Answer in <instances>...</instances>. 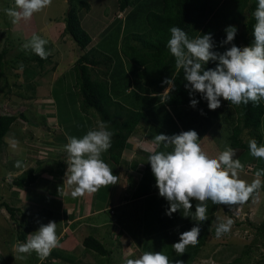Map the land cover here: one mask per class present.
I'll use <instances>...</instances> for the list:
<instances>
[{
	"label": "rangeland",
	"instance_id": "374dc122",
	"mask_svg": "<svg viewBox=\"0 0 264 264\" xmlns=\"http://www.w3.org/2000/svg\"><path fill=\"white\" fill-rule=\"evenodd\" d=\"M85 1L89 3L90 7L86 12H81L79 16L82 26L90 35H93V39L85 49L78 50L73 40L64 32L69 0H52L50 6L41 12L34 13L31 19H21L15 24L12 22V18L4 12L6 8H15V0H0V50H7L6 59L10 61L20 53L24 57L26 54L34 53L31 49L24 50L22 47L31 40L34 34L48 41L44 47L45 51L51 53L50 59L45 61L42 67L38 65L36 60L27 64L30 69L38 71L34 78L26 77L25 72L21 71L20 67L17 68L16 65L13 66L8 61L0 82V113L17 115L23 113L25 116L24 119L17 118L11 124L4 137L6 143L2 145L0 150V202L5 201L17 208L13 217L10 216L6 208H0V264H48L49 261L55 262L50 255L41 261L35 252L20 254L16 252L15 247L12 248V244L17 245L26 242L31 234H34L41 225L47 223L52 213L55 215L56 211L59 210L58 198L44 197L43 191L56 188L58 182H65L68 155L64 146L68 143L67 137L82 138L89 130L98 129V118L92 114H85L80 109V98L75 93L76 89L74 88V63L79 54L86 51L90 46L96 45L100 49V42L110 41L107 45L109 52L106 53L115 62L120 61L127 73L131 72L129 77L133 82V65L120 52L121 39L127 32L142 28L143 23L139 17L143 11L158 7L156 0H135L132 6L120 12L115 7L116 0ZM110 32L111 34H109ZM114 49L117 50L116 54H112ZM98 67L102 70L105 69L104 65ZM133 85L125 89L124 92L117 93L115 99L132 104L136 94L140 91L139 88H144L141 84ZM155 96L158 97L159 94H155ZM203 108L209 109L208 107ZM167 110V106L162 101L160 103L155 101L149 111H145L146 119L141 120L140 124H145L148 131L142 133V137L146 136L150 140L142 142V146L137 152L133 147H136L138 141L136 142L133 135V138L128 139V145L124 149L125 153L130 152L129 154L135 155L138 161H144V159L148 160L152 152L164 150L162 146L158 148L152 145L154 137L158 133L166 135V132H170L173 135L177 134V131L181 132L175 121L173 123L177 131L168 129L169 121L172 119L166 117ZM209 111H211L209 113L213 112L214 114L220 111L229 112L232 117L234 112L236 114L232 104H221L218 109ZM260 130L262 140L259 145H264V115ZM157 131L158 133H156ZM242 138L248 140L250 136L243 133ZM12 140L19 142L15 149L10 146ZM222 141H224V137ZM209 144L216 146L212 138ZM137 146L139 147V143ZM245 151V154L236 158L244 165V170L240 172L239 178L251 184L256 178L255 172L258 169H264V159L251 156L249 149ZM107 157V152L102 153L101 158L117 176V184H119L123 179L120 173L123 174L128 169V165H125V162L121 160L118 164L110 162ZM128 158L129 162L133 157ZM133 160L135 161V159ZM17 161L21 162V167L16 166ZM28 167L36 169L38 174L36 181L26 187H16L12 184V179ZM260 179L262 182L264 181V177ZM117 184L101 187L96 193H92L95 195V201L97 199L102 201L105 197L108 198L111 194L113 195L114 192L107 194V190L113 187L117 188L118 191ZM59 186L61 187L60 183ZM74 187L75 185L69 186L67 184L66 191L71 193ZM153 201L155 200L153 199ZM74 205L72 212L77 214L78 203L75 202ZM222 208L223 205L220 209L218 208L216 216L212 217L210 223L212 226L215 225V232L218 222H226L230 218L233 220L231 230L219 239L216 238V234L209 236L204 248L203 246L200 248L195 258L196 262L194 260L192 264H217L220 261H231L239 256L242 258L243 264H264V245L261 244L262 239L257 234L258 226L264 222V191L260 189L258 194L254 193L249 201L242 205V208L240 206L236 209L237 211H229L231 214L228 211L223 212ZM58 215L60 214L58 213ZM105 215L108 218L110 216L119 218L120 216L118 213L110 215L107 211ZM22 221L27 222L25 226L29 227L30 230L27 231L26 239L18 240L17 222ZM155 222L153 221V223ZM86 227L82 232L84 236L85 234L95 235ZM57 231L58 229H56ZM103 231L104 239L101 241L106 242L107 245L108 233L114 230L111 225H106ZM130 237V243H127L126 240L121 242L122 247L113 244L114 251L110 255H99L92 250H87L88 253H84L85 256L83 257L81 256L82 251L78 249L73 253L75 255L74 261L70 260L64 264H125L126 259L139 258L144 253L132 236ZM82 238L79 236L78 240L81 241ZM116 241L119 242L120 240L117 239ZM57 248L55 250H63L60 247ZM21 255L24 256L23 259L20 258ZM65 255H68V252ZM117 256H121V261L117 259ZM57 262L60 261L57 260Z\"/></svg>",
	"mask_w": 264,
	"mask_h": 264
},
{
	"label": "clouds",
	"instance_id": "9594fccd",
	"mask_svg": "<svg viewBox=\"0 0 264 264\" xmlns=\"http://www.w3.org/2000/svg\"><path fill=\"white\" fill-rule=\"evenodd\" d=\"M51 3L52 0H15V8H6L4 12L15 24L21 19H31L34 13L41 12ZM253 15L256 23L253 26L252 44L243 48L236 46L233 41L238 30L235 26H228L225 29L226 39L221 42V46L231 47L223 53L214 51L216 45L211 33L189 38L181 28H170L167 48L175 58L176 72L183 70L187 82L184 86L189 91L191 107L195 108L199 103L194 98L196 93L207 101L209 110L218 109L221 98L236 106L249 102L259 105L264 101V0H258ZM47 43V40L34 34L22 47L24 50L31 49L41 59H47L51 54L45 51ZM209 62H214L215 68L206 69ZM20 70H23V65ZM162 84L168 85L165 92L175 89L174 77L165 78ZM201 114H204L202 110ZM108 129V123L100 121L97 130H89L82 138L67 137L68 143L64 146L68 155L66 182L69 186L75 185L71 191L72 198L96 193L101 187L117 184V176L101 158L112 144L113 132ZM198 140L195 130L173 135L157 134L153 143L164 150L156 151L148 158L159 196L169 204L165 214L171 217L183 209V217H191L197 222L196 226L181 233L179 242L172 245L177 256L184 254L187 246L199 243V225L208 220L207 201L215 205H243L264 186L260 179L264 177V169L255 172L256 178L251 184L239 178L244 165L239 159H234L236 149L226 145L218 157L213 158L202 150ZM18 143L12 140L10 146L15 149ZM248 146L251 156L264 159V145H258L255 139H250ZM169 148L172 150L167 151ZM16 166L21 167V162L17 161ZM192 200L198 202L194 213L191 211ZM56 224L50 221L47 225H41L26 242L14 246L16 252H35L41 261L45 260L59 246ZM232 225L233 220L230 218L226 222H218L216 238L227 234ZM125 264H173V261L162 252L147 251L139 258L126 259ZM174 264L184 262L177 259Z\"/></svg>",
	"mask_w": 264,
	"mask_h": 264
},
{
	"label": "trees",
	"instance_id": "16d2710c",
	"mask_svg": "<svg viewBox=\"0 0 264 264\" xmlns=\"http://www.w3.org/2000/svg\"><path fill=\"white\" fill-rule=\"evenodd\" d=\"M156 2H158L157 8L143 11L141 17H139L141 23H143L142 28L127 32L121 39L120 52L133 65V82L129 77L131 72L127 73L120 61L115 62L106 53L109 52L107 45L110 41L100 42L101 50L96 45L90 46L86 51L79 54L73 66L75 74L74 88L76 89L75 93L80 98V109L85 114L96 116L98 122L108 123V130L113 132V136L111 147L107 151V158L110 162L117 164L121 160L129 136L136 131L140 121L146 119L145 112L134 109L115 99L117 93L124 92L132 84H134L133 86L141 84L144 88H139L140 86L138 88L145 93L161 94L168 87V85L162 84V81L165 78L171 79L174 77L175 89L164 93L163 104L166 106H190L189 91L184 86L187 82L184 80L183 70L176 72L175 58L167 48V42L171 36V27L181 28L188 34L189 38L211 33L216 45L214 51L220 53L231 47V45L221 46V42L226 39L225 29L228 26H235L238 30L233 41L236 46L241 48L250 46L254 40L252 32L256 21L253 13L258 6V0H156ZM134 3L135 0H116L115 7L121 12L127 10ZM89 7V3L85 0H69L66 10L64 32L73 40L78 50L85 49L93 39V35H90L82 26L79 16L81 12H86ZM149 7L151 6L149 5ZM6 53V49L0 50V82L9 61L6 59ZM116 53L117 50L114 49L112 54ZM49 59L50 55L47 59H41L35 53L26 54L25 57L20 53L10 59L9 62L13 66L16 65L17 68L23 65L26 77L34 78L38 71L30 69L27 64L36 60L38 65L42 67L44 62ZM99 65H104L105 69H99ZM215 66L214 62H209L205 67L207 69L215 68ZM97 68L98 70H96ZM194 98L199 101L197 105L208 107L207 101L202 99L199 93H196ZM221 104L231 103L221 98ZM234 108L236 121L229 139L230 147L237 150L236 157H234L236 159L242 151L249 149L248 142L250 139H255L258 145L262 140L260 127L264 115V101H261L259 105H254L252 102L247 105H234ZM17 118L24 119L25 116L23 113H19V115L0 113V150L2 145L6 143L5 135ZM243 133H246L250 138L244 140L242 138ZM145 168L151 171L148 160ZM37 177L36 169L28 167L14 177L11 182L16 187H26L32 185ZM156 190L158 189L152 191ZM261 190L264 191V186L261 187ZM192 202L194 203L195 200H192ZM193 203L191 211L194 213L196 204ZM216 206L212 203L211 207L207 209L208 220L199 225V243L196 246H187L185 253L180 256H177L172 246L174 243L179 242L180 234L175 235L172 231H168L167 227L173 225L174 218L170 222L172 225H170L169 220L167 221L169 225L162 228V231L167 234L165 238L172 244L166 245L167 248L164 254L169 257L170 261H173V264L177 259L182 260L184 264H192L195 260L200 248L206 242L207 234L212 233L214 230L209 229V222ZM1 207L6 208L11 217L14 216V211L17 210L5 201L0 202ZM180 215L183 218V209H181ZM116 219L119 221L120 216ZM182 220L188 221L191 228L196 226L197 223L191 217ZM26 224L25 221L17 222L18 240L26 239L27 231L30 230L29 227L25 226ZM257 230L258 236L262 239L261 244L264 245V222L260 223ZM131 233L134 235L133 231ZM81 243L86 250H92L99 255H110L112 253L111 248L91 234L84 236ZM57 254L56 250L53 249L50 256ZM61 263L62 261L58 263L48 262V264ZM243 263L242 258L239 256L231 261H220L217 264Z\"/></svg>",
	"mask_w": 264,
	"mask_h": 264
},
{
	"label": "crops",
	"instance_id": "0c3cea01",
	"mask_svg": "<svg viewBox=\"0 0 264 264\" xmlns=\"http://www.w3.org/2000/svg\"><path fill=\"white\" fill-rule=\"evenodd\" d=\"M167 88L168 87H166L158 97L155 96V94L145 93L140 89L132 104H127V102H123V100L120 99L119 101L134 109H139L143 112L149 111L155 101H158L159 103L162 101ZM167 109L166 117H170L172 119L169 121L168 129L177 131L173 123L175 121L181 132L195 130L199 137L198 143L209 157H218L226 145L230 146L229 137L232 132V127L236 121L235 112L233 113V117L231 114L229 115V112L225 113L220 111L219 113L214 114L213 112L209 113L211 111L207 108H203L201 106L199 108L198 105L195 108L181 105L167 106ZM201 110L204 113L203 115L201 114ZM188 120H190L189 123ZM147 131L148 129L145 127V124H139L136 131L129 136V138H131L134 135L133 137L136 142L138 141L139 147L137 146L138 143H136V147H133L137 152L141 148L142 142L150 140V138L146 136L142 137V133H147ZM154 131H156L155 128ZM223 131H225V133L222 134ZM156 133H158V131ZM179 133L180 132L177 131V134ZM166 135H172V133L166 132ZM223 137L224 141H222ZM211 138L215 141V147L213 144H211V146L209 144ZM127 145L128 140L126 147ZM152 145L156 146L154 143ZM171 150L172 149H170V151ZM245 152V150L242 151L240 155L245 154ZM129 153H125V151L124 153L122 152L121 161H124L125 165H128V169L123 174L120 173V175L123 176V179H121L119 184H117L118 191L117 188L110 187V189L107 190V194L109 192H114V194H111L108 198L105 197L102 201H99L98 199L95 201V195L93 194H87V197L85 194L82 197H77L75 199L72 198L71 193L66 191L67 182L65 176L64 183L58 182L56 188L43 191L44 197H56L59 201V210L56 211L55 215L52 213L51 217L45 224L47 225L50 221L57 223L56 229H58V231L56 234L59 237L58 247L65 250H56V253L58 254L51 256L53 260H55V263H58L57 260L60 262L62 261L63 264L66 262L68 263L70 260L74 261L75 255L73 253L78 249L82 251L81 256L83 257L88 253L81 241L78 240L79 236L84 237L82 232H84L85 226H87V230L93 231L95 234L93 236L101 241L104 239V235L102 234L104 233L103 228L106 225H111V228L114 231L108 233L109 238L107 240V246L111 248L112 253L114 251L113 244H116L118 247H122V241L126 240L127 243H130V236H132L133 240L136 241V244L141 247L144 252H147L148 250L151 252L164 253L167 248L166 245L172 243L165 238L167 234L162 231V228L168 226L172 221V218H174L173 225L170 223L172 226H168L167 228L168 231H172L173 234L178 235L191 229L188 225V221L182 220L185 219V217L182 218V215H180L181 210H178L171 217L165 214L169 204L163 197L159 196L158 190L152 191L158 188L156 187V180L153 173L145 168L147 160L144 159V161H138L135 155ZM128 157L133 158L128 162ZM133 159H135V161ZM137 161L138 163H136ZM59 183L61 184V187L59 186ZM112 189H114V191H112ZM115 191H117V194H115ZM153 199L155 201H153ZM75 202L78 203L77 214L72 212V208L75 207ZM191 203L193 202L191 201ZM197 203L198 202L195 200L193 204ZM211 205V201H207V209H209ZM221 206L217 205L215 207L212 217L214 215L216 216L218 208L220 209ZM240 206L242 208V205H223L222 211H237L236 209ZM106 211L109 212L110 215H116L118 213V215H120V220L117 221V219L113 216L108 218V216L105 215ZM58 213L60 215H58ZM168 220L169 223L167 222ZM153 221L156 222L153 223ZM211 226L212 224L209 222V229H215V225ZM131 231H133L134 235H132ZM207 235V238L215 235L214 230L212 233L209 232ZM117 239L120 241H116ZM66 244L71 246H67ZM14 245L15 244L13 243L12 248H14ZM147 245L148 248H146ZM122 250L124 251V248ZM66 252H68V255H65ZM117 257V259H120L121 261V256ZM77 258L79 257L77 256ZM11 259H13V257H11ZM194 262H196V260Z\"/></svg>",
	"mask_w": 264,
	"mask_h": 264
},
{
	"label": "built area",
	"instance_id": "2783aa9c",
	"mask_svg": "<svg viewBox=\"0 0 264 264\" xmlns=\"http://www.w3.org/2000/svg\"><path fill=\"white\" fill-rule=\"evenodd\" d=\"M247 168H249V167H247Z\"/></svg>",
	"mask_w": 264,
	"mask_h": 264
}]
</instances>
